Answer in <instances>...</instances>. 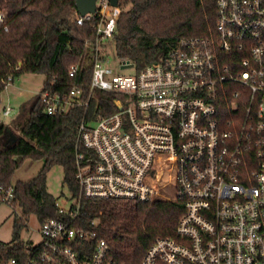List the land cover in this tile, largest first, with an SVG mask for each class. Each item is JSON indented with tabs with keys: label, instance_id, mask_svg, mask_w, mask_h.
<instances>
[{
	"label": "built area",
	"instance_id": "built-area-1",
	"mask_svg": "<svg viewBox=\"0 0 264 264\" xmlns=\"http://www.w3.org/2000/svg\"><path fill=\"white\" fill-rule=\"evenodd\" d=\"M73 1L71 21L89 24L92 35L83 48L68 46L84 56L69 74L91 67L90 89L87 97L78 85L64 93L46 89L45 111L88 106L99 101L97 90L124 101L76 125L79 193L57 198V216L40 223L41 241L24 243L7 264H124L99 238L100 218L84 225L82 202L166 200L155 197L169 165L160 164L163 156L174 167L168 200H183L185 211L175 235L157 237L142 264H264V0H216L214 34L183 37L141 70L131 62L132 74L110 61L122 0H96L85 14ZM5 22L1 11L0 26L8 29ZM15 79L10 74L5 89ZM224 103L228 116L220 112ZM14 110L0 97V123L11 125ZM15 192L0 179V202L12 204Z\"/></svg>",
	"mask_w": 264,
	"mask_h": 264
},
{
	"label": "trees",
	"instance_id": "trees-1",
	"mask_svg": "<svg viewBox=\"0 0 264 264\" xmlns=\"http://www.w3.org/2000/svg\"><path fill=\"white\" fill-rule=\"evenodd\" d=\"M123 11L114 38L117 56L133 62L137 70L156 62L172 50L183 37L214 34L217 19L216 0H122ZM76 4L73 0H0V12L6 13L8 29L0 26V93L7 78L26 72L43 73L45 82L11 125L0 123V179L13 183L16 169L25 158L43 160L35 177L16 181V197L11 205L20 208L22 218L14 225L10 245L0 247V259L9 260L23 254L21 229L25 217L35 214L40 222L57 216V198L49 192L47 174L55 165L64 169V183L70 193H79L76 180V125L84 118L91 120L118 110L122 95L97 90L99 101L90 99L88 106H75L67 113L48 114L42 92H67L74 85L88 96L91 67L70 76L72 65L82 63L81 52H72L69 45L83 48L92 35L89 24L71 21ZM21 62V68L15 70ZM224 97V96H222ZM224 102V99H221ZM220 112L230 115L228 104ZM15 125V128L13 127ZM9 127L16 135L8 141ZM173 186L162 188L154 202L122 199H84L82 218L85 226L100 218L99 238L112 246L113 256L124 264H142L147 249L159 236H174L185 211L184 201L173 198Z\"/></svg>",
	"mask_w": 264,
	"mask_h": 264
},
{
	"label": "rangeland",
	"instance_id": "rangeland-1",
	"mask_svg": "<svg viewBox=\"0 0 264 264\" xmlns=\"http://www.w3.org/2000/svg\"><path fill=\"white\" fill-rule=\"evenodd\" d=\"M110 61L115 68L121 67L122 62L117 56L116 50L113 49L110 54ZM125 74L135 72L132 65L121 70ZM45 75L43 73L26 72L17 77L5 90L0 93V97L15 107L11 114L10 120L17 117L24 105L36 94L43 89ZM15 128V125L13 124ZM43 166V160L25 158L22 164L16 169L13 183L16 181H27L37 175ZM64 169L61 165L53 166L47 174V187L50 193L56 198H61L63 194L69 195L70 192L64 183ZM63 202V201H62ZM22 218L20 208L13 205L0 202V247L8 246L14 238V225L17 219ZM40 221L35 214L25 217L23 228L21 229V239L24 243H39L42 239L38 229ZM8 260L0 259V264H7Z\"/></svg>",
	"mask_w": 264,
	"mask_h": 264
},
{
	"label": "water",
	"instance_id": "water-1",
	"mask_svg": "<svg viewBox=\"0 0 264 264\" xmlns=\"http://www.w3.org/2000/svg\"><path fill=\"white\" fill-rule=\"evenodd\" d=\"M95 1L96 0H77V6H78L80 13L85 14L88 11H94L96 8ZM113 3L116 5L118 3V0H113ZM131 65H133L131 62L123 61V64L121 67L126 68ZM24 109L25 107L23 108V110ZM6 129L9 134L8 141L12 144L17 140L18 137L9 127H7Z\"/></svg>",
	"mask_w": 264,
	"mask_h": 264
},
{
	"label": "bare ground",
	"instance_id": "bare-ground-1",
	"mask_svg": "<svg viewBox=\"0 0 264 264\" xmlns=\"http://www.w3.org/2000/svg\"><path fill=\"white\" fill-rule=\"evenodd\" d=\"M160 164H169L166 171H162L160 173V183L156 188L155 195L162 194L160 189L162 188H170L174 185V167L171 161H167V157L163 156L160 158Z\"/></svg>",
	"mask_w": 264,
	"mask_h": 264
}]
</instances>
